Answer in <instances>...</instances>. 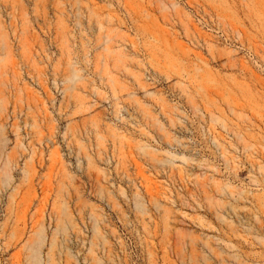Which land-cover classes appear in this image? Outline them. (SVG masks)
I'll return each instance as SVG.
<instances>
[{
  "label": "rangeland",
  "instance_id": "obj_1",
  "mask_svg": "<svg viewBox=\"0 0 264 264\" xmlns=\"http://www.w3.org/2000/svg\"><path fill=\"white\" fill-rule=\"evenodd\" d=\"M0 264H264V0H0Z\"/></svg>",
  "mask_w": 264,
  "mask_h": 264
}]
</instances>
